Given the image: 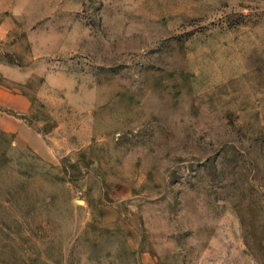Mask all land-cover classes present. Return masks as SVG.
I'll list each match as a JSON object with an SVG mask.
<instances>
[{
  "label": "rangeland",
  "instance_id": "374dc122",
  "mask_svg": "<svg viewBox=\"0 0 264 264\" xmlns=\"http://www.w3.org/2000/svg\"><path fill=\"white\" fill-rule=\"evenodd\" d=\"M2 19L1 60L62 51L0 131V264H264V0H0Z\"/></svg>",
  "mask_w": 264,
  "mask_h": 264
},
{
  "label": "crops",
  "instance_id": "0c3cea01",
  "mask_svg": "<svg viewBox=\"0 0 264 264\" xmlns=\"http://www.w3.org/2000/svg\"><path fill=\"white\" fill-rule=\"evenodd\" d=\"M10 33V21L2 19L0 21V45L6 49L8 48V50H4L8 55L16 52V46H13ZM31 48L33 47L30 46L28 56H26V60L21 66L0 59V80L2 82L0 84V131L4 133H18L20 125L33 109V102L28 91L29 75L33 74V69L37 70L39 65L41 68L44 66L43 75L47 74L48 78L51 80L53 78L54 81L58 79L55 73L51 72L54 63L50 59L61 53L62 49L57 48L55 45L46 47L44 50L38 51L43 56L36 59L30 56L33 53ZM15 74H18L20 78L15 79ZM59 75L62 76V79H66L63 74Z\"/></svg>",
  "mask_w": 264,
  "mask_h": 264
}]
</instances>
